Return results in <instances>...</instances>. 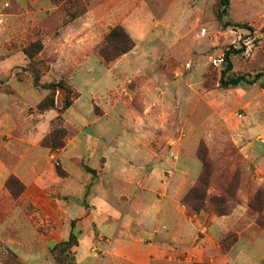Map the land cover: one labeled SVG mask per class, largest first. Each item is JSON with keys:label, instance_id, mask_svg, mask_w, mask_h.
<instances>
[{"label": "rangeland", "instance_id": "obj_1", "mask_svg": "<svg viewBox=\"0 0 264 264\" xmlns=\"http://www.w3.org/2000/svg\"><path fill=\"white\" fill-rule=\"evenodd\" d=\"M220 11V0H0V173L30 177L8 175L0 191V264H264V0ZM117 27L136 46L106 64L98 52ZM229 50L226 79L253 84L221 87L213 60ZM37 75L63 84L44 112L61 149L20 145L51 92ZM203 158L214 181L195 214L184 198ZM227 188L220 217L211 200ZM170 201L163 237H150ZM18 216L31 223L21 236Z\"/></svg>", "mask_w": 264, "mask_h": 264}, {"label": "trees", "instance_id": "obj_2", "mask_svg": "<svg viewBox=\"0 0 264 264\" xmlns=\"http://www.w3.org/2000/svg\"><path fill=\"white\" fill-rule=\"evenodd\" d=\"M220 5V17H222L226 13V9L229 7V0H220ZM135 43V40L130 36L129 33L125 31V29H123L122 27H117L107 35L98 53L106 64H111L120 59L122 56L128 54L133 48H135ZM233 53H238V51L229 50L225 53L227 64L221 72V87L224 89H228L229 87H240L243 82H247L244 77L226 79V76L232 70V66L230 63V55ZM259 75L261 77V74ZM39 81L40 78L37 75L34 78L35 85L44 89H49L51 91L50 94L38 106V109L43 113L55 107V91L58 87H61L63 84L61 82H51L50 84L40 85ZM247 83L253 84L254 81ZM71 104V100L67 99L64 108L68 109ZM65 137L66 135L63 134L62 131H54V133L43 139L42 145L47 147L50 144V140H52L54 143L53 147L56 149H61L64 147ZM59 138L60 142L56 143ZM88 172L94 173L95 171L88 168ZM213 173L214 166L206 158H203L202 175L198 179L195 186L184 198V206L187 208L188 211L198 214L203 210L209 209V201L206 200V198L207 191L214 181ZM229 190L230 188L224 189L222 191V195L214 198V200H211V202L213 203L212 209H214L215 213L220 217L227 216L231 213L232 209L229 206V198H231L232 196ZM67 243L68 242H63L62 244ZM221 246L226 249L224 247L223 241L221 243ZM55 259L58 264H64L60 257L56 256Z\"/></svg>", "mask_w": 264, "mask_h": 264}, {"label": "crops", "instance_id": "obj_3", "mask_svg": "<svg viewBox=\"0 0 264 264\" xmlns=\"http://www.w3.org/2000/svg\"><path fill=\"white\" fill-rule=\"evenodd\" d=\"M128 22V21H127ZM126 28L128 29V31H130L129 30V28H128V24H126ZM132 37H134L133 35H132ZM135 38V37H134ZM58 105V104H57ZM53 113V111H49V112H47V114H49V113ZM40 117H42V120H39L38 121V123H37V125L34 127V129L33 130H31V132L29 133V134H27L25 137H24V139H22V142H20V145H22V146H25L26 148H27V150L28 151H30V150H32V149H40V148H42L41 147V143H42V141H43V139H44V112L42 113V115L40 116ZM42 149H44V148H42ZM52 154H54V153H52ZM32 165V164H31ZM33 166V165H32ZM31 167V166H30ZM31 169H32V167H31ZM15 175L16 177H18L24 184H27L28 183V181H29V174H26V173H18V170L17 169H15V170H13V171H11L10 173H6V174H2V173H0V191L1 192H4V190H6V187H5V184H6V179H7V177H8V175ZM34 181H36V179H34ZM28 185V184H27ZM93 195H94V193H92V194H90V196H92L93 197ZM95 195H96V193H95ZM165 196H167V194L166 195H164V197ZM91 203H92V205H94V202H92L91 201ZM160 204H161V201H160ZM171 204H172V201H170V202H168V204H167V207H168V209H164L163 211H158L157 213H155L154 214V216H153V218H152V228L154 229L152 232H151V236L150 237H153V238H161V237H163V230H157V229H155V224L157 225V224H159V226H161L162 228L164 227L165 228V223L166 222H168V218H169V215L171 214V212H172V214L173 215H175L174 213H173V211H174V207L173 206H171ZM159 205V204H158ZM116 206H118L117 204H116ZM94 207L95 208H97L95 205H94ZM163 207L165 208L166 207V204L165 205H163ZM133 209H135L136 210V207H135V203H134V206H133ZM169 211H171V212H169ZM82 214V213H81ZM171 214V215H172ZM136 215H137V212H136ZM138 216V215H137ZM148 219V218H147ZM126 220H127V222H128V227H129V225H130V221H129V219L126 217ZM10 222H11V220H10ZM139 223V222H138ZM6 225V224H5ZM3 226V227H5V228H7L6 226ZM12 226H14V228L17 230L18 229V231L20 232L19 234H20V236L21 235H23L28 229V227L30 228L31 227V223H30V219L28 218V217H23V218H21V217H19L18 216V218H16V220H13L12 221V224H11ZM122 227H126L125 225L124 226H122ZM136 227H138L137 225H136ZM158 227V226H157ZM9 228V227H8ZM168 228V227H167ZM126 236H128V235H126ZM128 238H130V236L128 237ZM20 242V244H18V243H14L15 245L17 244V245H20V247H22L23 246V249H25L26 251H25V253L24 254H26V255H24V254H18L19 255V257L20 256H22L23 257V259L25 258V256L27 257L28 255L30 256L31 255V253H32V250H31V247L28 245V244H24V240H20L19 241ZM51 243H53V242H45L44 241V244L46 245V246H48V245H50ZM28 254V255H27ZM21 258V257H20ZM25 260V259H24Z\"/></svg>", "mask_w": 264, "mask_h": 264}, {"label": "built area", "instance_id": "obj_4", "mask_svg": "<svg viewBox=\"0 0 264 264\" xmlns=\"http://www.w3.org/2000/svg\"><path fill=\"white\" fill-rule=\"evenodd\" d=\"M207 33V30L206 29H202V31L200 32V36L201 37H205ZM213 64L216 66V67H219V68H224L227 64L226 62V56L225 54L221 55L220 57L216 58L213 60ZM187 67H190V64L187 65ZM54 155H51V158H53Z\"/></svg>", "mask_w": 264, "mask_h": 264}]
</instances>
